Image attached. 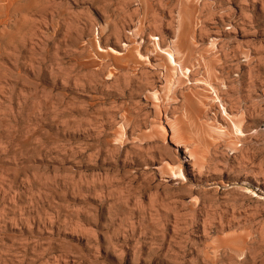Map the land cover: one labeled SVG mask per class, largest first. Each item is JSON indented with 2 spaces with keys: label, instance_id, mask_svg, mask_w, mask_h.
Returning a JSON list of instances; mask_svg holds the SVG:
<instances>
[{
  "label": "rangeland",
  "instance_id": "1",
  "mask_svg": "<svg viewBox=\"0 0 264 264\" xmlns=\"http://www.w3.org/2000/svg\"><path fill=\"white\" fill-rule=\"evenodd\" d=\"M0 264H264V0H0Z\"/></svg>",
  "mask_w": 264,
  "mask_h": 264
},
{
  "label": "bare ground",
  "instance_id": "2",
  "mask_svg": "<svg viewBox=\"0 0 264 264\" xmlns=\"http://www.w3.org/2000/svg\"><path fill=\"white\" fill-rule=\"evenodd\" d=\"M89 24L91 25V21L89 22ZM90 25H88L89 26V28L91 27ZM93 25V24H92ZM91 29V28H90ZM150 35H152V34H150ZM163 36V35H162ZM159 37L160 38V42H158L157 43V45L159 46H157L158 48H160L161 49V51L162 50H168V48L166 49V46H167V44H165V42H164V36L163 37ZM149 38H150V36H149ZM153 38V37H152ZM155 38V37H154ZM158 38V37H157ZM118 40H120V39H118ZM151 40V39H150ZM149 41V40H148ZM159 41V40H158ZM149 44V43H148ZM154 44H156V43H154ZM125 45H127L126 44V42L125 43H121V41H118V49H115L116 51H119V52H121L122 54H123V52L122 51H124V50H126V51H128V48L125 46ZM151 45V44H150ZM169 47V46H168ZM155 48V47H154ZM151 50V49H150ZM156 51H157V48L155 49ZM108 51V50H107ZM125 51V52H126ZM130 51V50H129ZM149 52H152V51H148L147 52V54L149 53ZM154 52V51H153ZM167 52H170V50L169 51H167ZM107 53V52H106ZM130 53V52H129ZM156 53V52H155ZM162 53V52H161ZM171 53V52H170ZM108 54H109V51H108ZM110 54H112V53H110ZM160 54V53H159ZM150 55V54H149ZM156 55V54H155ZM160 56H158V58H159ZM163 57H164V55H163ZM155 58H156V56H155ZM167 58V57H166ZM161 59H162V57H161ZM170 60H172V59H170ZM166 61H168V59L166 60ZM165 61V62H166ZM180 62V61H179ZM167 63V62H166ZM169 63L171 64V61H169ZM173 63V62H172ZM165 64V63H164ZM161 65V64H160ZM177 65V64H176ZM181 65V64H180ZM166 66V65H165ZM170 66V65H169ZM174 66V65H173ZM172 68V67H171ZM174 68V67H173ZM172 68V69H173ZM186 68H187V66H186ZM191 69V68H190ZM189 69V70H190ZM193 69V68H192ZM211 70V69H210ZM192 71V70H191ZM189 72V71H188ZM208 72V71H207ZM206 72V73H207ZM166 74H167V72H166ZM209 74H210V71H209ZM189 77V76H188ZM212 76H210V78H211ZM166 78V77H165ZM171 80V79H170ZM167 81V80H166ZM217 84V83H216ZM215 88H222L221 86H218L217 85V87H215ZM221 90V89H220ZM218 91V90H217ZM223 91V90H222ZM220 94V93H219ZM223 107V106H222ZM225 107V106H224ZM223 109V108H222ZM175 127V126H174ZM174 132V131H173ZM177 132V131H176ZM178 145H180V144H178ZM184 148H186V150H188V156L189 157H191L192 156V152L187 148V146H185ZM185 150V151H186ZM169 158V157H168ZM161 159H162V157H161ZM170 159V158H169ZM190 159V158H189ZM171 161V160H170ZM160 162H161V160H160ZM166 162V163H165ZM172 162V161H171ZM164 164H169V163H167V160L166 161H164L163 162ZM173 163V162H172ZM164 164H162L161 166H162V168H164V167H167L166 169H168L169 167H168V165H164ZM171 165V164H170ZM160 166V165H159ZM159 166H158V168H159ZM181 168V167H180ZM169 171H170V169H169ZM182 171V170H181ZM163 172V171H162Z\"/></svg>",
  "mask_w": 264,
  "mask_h": 264
}]
</instances>
